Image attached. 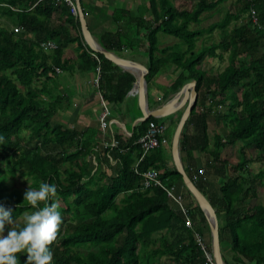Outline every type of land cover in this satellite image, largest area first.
Here are the masks:
<instances>
[{
	"label": "trees",
	"instance_id": "1",
	"mask_svg": "<svg viewBox=\"0 0 264 264\" xmlns=\"http://www.w3.org/2000/svg\"><path fill=\"white\" fill-rule=\"evenodd\" d=\"M148 1L137 10L116 8L113 20L119 28L104 33L99 43L113 53L146 46L148 83L169 64H175L178 73L172 91L197 82L198 100L180 137L184 168L216 210L225 263L264 264V204H250L259 196L258 184L264 185V0H238L236 12L227 11L208 27H198L203 15L217 12L224 0ZM81 7L84 12L83 0ZM71 9L52 0H0L2 14L14 18V28H0V163L5 165L0 167V203L13 207L20 228V219L34 209L23 202L26 190L11 189L9 178L21 173L31 180L30 187L38 188L41 182L56 185L54 200L62 220L51 245L53 264H215L194 234H200L207 252H212L201 230L208 225L206 216L175 164H169L165 146L146 155L137 171L155 168L165 183L176 186L178 195L185 190L191 201L186 204L181 197L193 228L187 227L185 216L161 187L144 188V178L136 172L142 150L134 143L159 118L139 123L127 145L107 148L97 139L102 132L56 120L72 96L58 93L55 80L61 71L72 72L78 62L83 73L96 75L101 68L95 89L110 112V103H122L136 82L133 74L117 73L118 65L88 46ZM57 13L59 23L52 25ZM215 29L224 35L221 40L198 48V41ZM160 33L178 41L161 48ZM49 40L58 48L44 49L42 44ZM70 43L75 45L76 62L64 56ZM225 53L228 64L220 73L201 68L207 58L223 61ZM220 106L226 111L220 112ZM211 117L223 127L213 140ZM236 145L240 160L229 176ZM226 148L230 151L223 158ZM195 153L205 157L200 159L205 164L198 163ZM253 163L260 164L257 173H252ZM199 167L205 168V181L194 180ZM17 256L18 264H24L26 252Z\"/></svg>",
	"mask_w": 264,
	"mask_h": 264
},
{
	"label": "crops",
	"instance_id": "2",
	"mask_svg": "<svg viewBox=\"0 0 264 264\" xmlns=\"http://www.w3.org/2000/svg\"><path fill=\"white\" fill-rule=\"evenodd\" d=\"M148 3V0H83L84 15L85 19H87V26L89 28V31L91 32L92 36L99 42V37L102 36L104 33L116 32L119 28V25L113 20V12L116 8L123 6L128 9L137 10L140 5H148ZM59 16V13H57L56 16L51 20L52 25H56L59 23ZM73 33L75 35L74 31ZM160 37L162 38V42L159 39L161 48L172 46L178 41L173 36L164 33H160L159 38ZM74 46V44L70 43L64 50V56L65 58H70L72 60H75L76 62L77 54ZM146 50V46L133 47V49H127L123 47L120 52L115 54L140 64L144 69L148 71V58L146 56ZM78 65L79 62L77 65L75 64L76 67H74L72 72L61 71L59 77L55 80L56 82H58V86L60 87L58 93L72 96L70 106L65 111L61 112L63 114L65 113L64 118L66 120H69L67 118L68 113L76 114L74 118L79 115V122L74 123L73 127H76L79 130L92 128L96 131L102 132L103 135L97 138L99 143L100 141L108 143L116 140L119 142V145H127V142L133 134L135 127L142 122L141 120L143 118V112L139 102L138 90L135 89L133 86L131 92L127 95V97L122 103H110L111 112L108 117L109 126L104 132L101 129L99 122V115L102 110L99 99L100 94L99 91L95 89L93 84H90V80L95 77V73L93 71L83 73L78 70ZM116 72H129L135 76L137 81V75L136 73H133V71L125 70L120 67L116 70ZM177 74V66L175 64H169L167 65L166 69L163 70L159 75H157L151 82H147L146 95L148 107L151 110H155L161 105H164L166 102L173 99L175 94L179 91H172L170 89V85L176 78ZM81 81H84L87 85L84 83L83 87H80ZM160 100L161 102L157 103ZM180 100L181 98H178L177 103ZM177 103L175 105H177ZM184 106H186V104ZM182 110L184 109L181 108L175 113L163 117L165 119L159 118L160 120H163L165 122L167 118V122L169 123V125H173V134L178 120L182 114ZM83 113L88 114L84 115ZM85 119H87L88 121H86ZM92 119H94L95 121H91ZM169 125L168 127L170 128ZM116 136H119L120 140L116 138ZM167 136L169 138V143L168 145H165V148L167 150L166 156L168 158L169 164L171 165L172 163H174L171 152V139L173 135H170L169 132H167ZM106 137L110 138V141L107 140ZM96 147L99 149L102 148L99 145H97ZM197 156L198 155L196 154V157ZM204 158L205 157L199 158L198 156V158L196 159L199 164H205L204 161L203 163H200L202 162V160L200 159ZM115 163L116 161H113L114 165ZM185 164L186 166L191 165L188 161H186ZM201 168L205 169L204 167H199V169ZM209 181L215 182L213 178H210ZM201 230L203 232V236H205V240L208 243H211V231L209 225L203 224L201 226Z\"/></svg>",
	"mask_w": 264,
	"mask_h": 264
},
{
	"label": "clouds",
	"instance_id": "3",
	"mask_svg": "<svg viewBox=\"0 0 264 264\" xmlns=\"http://www.w3.org/2000/svg\"><path fill=\"white\" fill-rule=\"evenodd\" d=\"M56 193L53 183L41 182L38 188L28 186L23 202L34 211L24 215L20 228L13 227V207L0 203V264H18L17 254L21 252H26L24 264H53L51 245L62 220L59 205L54 200Z\"/></svg>",
	"mask_w": 264,
	"mask_h": 264
},
{
	"label": "water",
	"instance_id": "4",
	"mask_svg": "<svg viewBox=\"0 0 264 264\" xmlns=\"http://www.w3.org/2000/svg\"><path fill=\"white\" fill-rule=\"evenodd\" d=\"M75 4L78 10V17L81 23V30L84 41L88 44V46L98 52L102 53L106 58L114 62L119 67L133 71L137 75V81L134 85V88L139 92V102L140 107L143 112V118L141 121H145L149 117L155 118H163L166 116L175 113L177 110L181 109L185 104V108L178 120L176 125L174 134L171 140V152L173 161L177 171L182 176V181L184 186L188 189L190 194L194 197L196 202L198 203L199 207L204 212L210 231H211V246H212V257L215 264H226L222 252H221V245H220V237H219V220L217 217V213L215 208L212 206L209 199L203 194V192L197 187V185L192 181V179L187 174L181 154H180V137L182 130L192 112L193 107L195 106L198 100V91L196 89L197 82L194 80L190 83L185 84L171 99L170 101L166 102L164 105H161L159 108L155 110H151L148 107L147 102V79L146 75L148 71L144 69L140 64L133 62L131 60L125 59L121 56L113 52H109L105 50L102 45L92 36L89 28L87 26V22L85 19V15L83 9L81 7V0H75ZM129 66L130 68H127ZM178 98L181 100L177 103ZM177 103V105H175Z\"/></svg>",
	"mask_w": 264,
	"mask_h": 264
},
{
	"label": "rangeland",
	"instance_id": "5",
	"mask_svg": "<svg viewBox=\"0 0 264 264\" xmlns=\"http://www.w3.org/2000/svg\"><path fill=\"white\" fill-rule=\"evenodd\" d=\"M192 1L195 2L197 0H192ZM238 4H239L238 0H224V2L219 6V9L217 12H208V13H205L203 15L202 22L198 25V27H208L213 22L219 21L222 17L225 16L227 11H231L233 13L236 12L237 8H238ZM181 5H182V3H181ZM13 19L14 18H11L10 16L2 14V12L0 10V28H11V29L14 28L13 27V25H14ZM86 22H87V19H86ZM233 24H234V22L229 25L228 30H230L232 28ZM194 26L197 28V25H193V27ZM223 36L224 35L222 34V32L219 29H215L212 33L205 34L204 38H202L201 41L199 40V42L197 43V46H198V48H200L201 46H205V45L210 46L212 43L220 41ZM159 39L162 42V38L160 37ZM224 56H225V59L223 61H220L217 58H207L205 60V62L202 64L201 68L205 69L209 73H213V74L220 73L228 64V60H227L228 53H225ZM92 80L93 79L90 80L91 85H92ZM84 83H85L84 81H81L80 87H83ZM59 90H60V87L58 86V92H59ZM99 99H100V97H99ZM182 108L184 109L185 106H183ZM215 109H217V108H215ZM218 110L220 112H225L226 107L220 106V107H218ZM182 112H183V110L181 111V113ZM83 114L87 115L88 113H83ZM59 115L56 118V120L59 122H63L65 125L70 126V127H73L74 123H76V122L78 123L79 119H80L79 115L76 118H74L76 115L74 113H68L67 114L68 115L67 118L69 120H66L64 118L65 113L64 114L62 113ZM162 119H165V118H162ZM85 120L88 121L87 119H85ZM85 120H84V123H85ZM91 121H95V120L92 119ZM166 122H167V118H166ZM176 123H177V121H176ZM167 124L169 125L168 122H167ZM222 129H223V127H222L221 123H217L216 117H211L209 120V134H210L211 140H213V137L216 133H221ZM172 130H173V125L170 126L169 131H168L170 135L171 134L173 135ZM26 135L28 136V133H26ZM229 151H230V148H226L224 150V152L222 154L223 158H225L229 154ZM232 154L233 155L229 158V165L227 168L229 176L234 174V168L236 167L238 161L240 160V154L238 152V146L237 145L235 146L234 150L232 151ZM0 167L2 169H5V165L3 164V162L0 163ZM251 169H252V173H257L260 169V164L259 163H253L251 165ZM30 183H31V180L26 178L21 173H18L15 177H10L8 180L9 187L11 189H14V190L18 189V190L25 191L28 188V186H30ZM214 185H216V187H218V185L216 183H214ZM258 185H259V188H258L259 189L258 190L259 196H258V198L253 199L251 201V203H250L251 205L264 204V185H261V184H258ZM181 194H182L183 200L186 204L191 201L188 194L185 192V190L183 188L181 189ZM20 220H21V222H24L23 218H21ZM17 225H18L17 223H14L13 227L17 228ZM6 233H7V228L5 230V234ZM204 238H205V236H204Z\"/></svg>",
	"mask_w": 264,
	"mask_h": 264
},
{
	"label": "built area",
	"instance_id": "6",
	"mask_svg": "<svg viewBox=\"0 0 264 264\" xmlns=\"http://www.w3.org/2000/svg\"><path fill=\"white\" fill-rule=\"evenodd\" d=\"M40 1H43V0H39V2ZM52 1L55 2V4H59L61 2L67 3L68 5L71 6L72 12L76 16H78V10L75 4V0H52ZM252 20L257 21V17L253 15ZM15 31L18 32V29L16 28ZM42 46L46 50H53V49L58 48L57 43H55L54 41H50V40L43 43ZM57 71H60V70L57 69ZM100 78H101V68L98 67L97 73L92 80V84L95 88H99ZM99 97H100V104L102 107L101 114L99 116V122H100L101 129L105 132V130L109 126L108 117L110 115V109L101 94ZM168 129L169 127H168L167 122L163 120H159L157 122H151L147 132L136 143H134V144H139L142 150L141 156L138 159L137 164H136L137 173H140L137 171V165L139 164V162H141L144 159L146 155H148L151 151L155 150L161 145H164V146L168 145L169 143V138L167 136ZM104 144H105V148L119 146V142L116 140L108 142V143L105 142ZM140 174L144 178V181H143L144 188H149L152 186L161 187L167 193L168 197L175 202V204L179 207V209L185 215V221H186L187 227L193 228V221L191 217L189 216L188 210L183 205L182 197L176 193V186L165 183V181H163L160 178L159 171L155 168H149L148 170ZM194 180L195 181H199V180L205 181L206 180L205 170L203 168H201L197 173L194 174ZM195 237H196V241L198 245L202 248V250L205 251L208 261L211 262L212 258H211V255L207 252V247H206L203 237L197 233L195 234Z\"/></svg>",
	"mask_w": 264,
	"mask_h": 264
},
{
	"label": "bare ground",
	"instance_id": "7",
	"mask_svg": "<svg viewBox=\"0 0 264 264\" xmlns=\"http://www.w3.org/2000/svg\"><path fill=\"white\" fill-rule=\"evenodd\" d=\"M127 68H130L129 66H127ZM131 69V68H130ZM180 195V194H179ZM180 196H182V195H180ZM183 201V200H182ZM182 212V211H181ZM184 215V214H183ZM185 216V215H184ZM186 222V221H185ZM194 231V230H193ZM197 232L196 231H194V234H196ZM198 234V233H197ZM200 235V234H199ZM195 239H196V237H195ZM212 244V243H211ZM211 248H212V246H211ZM204 251V250H203ZM210 255H211V258L213 259V257H212V252H210L209 253ZM206 255V254H205Z\"/></svg>",
	"mask_w": 264,
	"mask_h": 264
}]
</instances>
